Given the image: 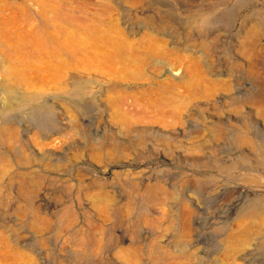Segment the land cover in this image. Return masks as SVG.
Listing matches in <instances>:
<instances>
[{"label":"rangeland","instance_id":"1","mask_svg":"<svg viewBox=\"0 0 264 264\" xmlns=\"http://www.w3.org/2000/svg\"><path fill=\"white\" fill-rule=\"evenodd\" d=\"M0 11V264H264V0Z\"/></svg>","mask_w":264,"mask_h":264},{"label":"bare ground","instance_id":"2","mask_svg":"<svg viewBox=\"0 0 264 264\" xmlns=\"http://www.w3.org/2000/svg\"><path fill=\"white\" fill-rule=\"evenodd\" d=\"M35 19H39L45 22L44 25L39 27V30L36 33L31 34H23L25 36L32 35L34 46H43L55 39H57V32L59 30L58 23L55 21V17L50 16L46 13H37L30 16ZM25 19V18H23ZM19 22V15L6 13L0 11V60L2 62L7 61H14V54H20L23 59H28L27 55L30 54L28 48H25L20 41L14 45L13 47L7 46L3 39L7 41L8 38H13V35L9 32V26L16 27L17 23ZM16 38V37H15ZM9 40V39H8ZM17 40V38H16ZM12 41V40H9ZM16 62V61H15ZM8 104L5 105V109L0 115V119L2 120V124L0 125V141H8L9 136H13L15 134V130L8 127V121L11 117L6 112H14L16 109H21L24 107H32L33 104L31 101L24 100L21 105H17L14 100L6 101ZM28 110V109H27ZM26 110V111H27ZM41 115V111L39 108L34 107V112L32 113L31 117H38ZM44 115V114H43ZM42 115V116H43ZM3 144V143H2Z\"/></svg>","mask_w":264,"mask_h":264}]
</instances>
